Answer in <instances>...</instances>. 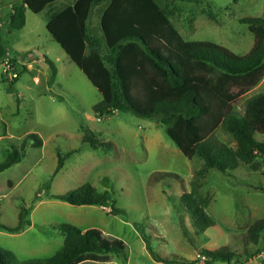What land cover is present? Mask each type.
Here are the masks:
<instances>
[{
  "label": "rangeland",
  "instance_id": "1",
  "mask_svg": "<svg viewBox=\"0 0 264 264\" xmlns=\"http://www.w3.org/2000/svg\"><path fill=\"white\" fill-rule=\"evenodd\" d=\"M190 1L158 0L161 7L178 16L174 22L179 28L188 9L204 10L206 16H200L195 35L186 40L212 42L238 56L250 53L255 38L240 19L264 18V0H200L197 6ZM21 2L0 0L2 44L7 50L4 58H11L20 72L12 87L0 69V164L29 134H38L44 143L30 148L21 163L0 173V223L17 227L23 208L30 210L32 222L20 234L0 230V247L12 251L20 261L48 258L65 241L55 227L70 223L82 230L96 228L109 238L124 241L125 254L114 256L110 264H158L143 236L149 237L153 251L165 259L177 256L179 261L204 264L201 249L226 246L241 258L230 264H264V233L258 243L248 240L251 226L264 220V157L256 158L253 167L241 165L228 174L208 171L203 159L186 158L157 120L130 113L95 114L101 94L75 64H63L67 61L65 52L46 28L51 11L63 10L72 0H60L40 14L28 11L25 28L12 30V9ZM109 2L96 5L89 21L90 26L96 24L99 15L101 32ZM99 39L103 40V33ZM33 54H37L35 59L24 60ZM44 56L61 70L53 85ZM23 63H31L33 69L25 71ZM261 93L264 79L235 102L234 110L244 114L248 100ZM84 136L111 142L113 147L109 153L93 150L83 143ZM210 141L237 148L223 127ZM59 153L66 158L54 176ZM202 170L205 172L199 175ZM86 184L99 193L110 191L115 206L124 214L111 216V207H75L51 198ZM193 184L200 186L199 192L208 202L206 212L215 222L204 232L195 228L181 204L183 194L190 193ZM246 255L253 256L248 259Z\"/></svg>",
  "mask_w": 264,
  "mask_h": 264
},
{
  "label": "trees",
  "instance_id": "2",
  "mask_svg": "<svg viewBox=\"0 0 264 264\" xmlns=\"http://www.w3.org/2000/svg\"><path fill=\"white\" fill-rule=\"evenodd\" d=\"M59 1L22 0L12 9L10 28L24 29L28 11L40 14ZM104 1L78 0L63 10L51 11L46 26L50 37L101 94L95 114L103 117L130 113L157 120L183 155L189 160L203 159L208 171L228 174L241 165L253 167L256 158L264 157V93L248 100L244 114L234 110L235 102L264 79V18L240 19L241 24L249 26L255 43L247 56H238L212 42L185 41L170 21L168 10L156 0H110L101 19L100 40L89 29V21L93 8ZM2 41L0 28V58L7 55ZM44 60L53 85L58 70L51 60ZM17 82H12V87ZM220 127L233 136L236 149L210 141ZM43 143L38 134H29L19 149L8 153L0 164V173L21 163L30 148H40ZM83 143L105 153L113 147L111 142L89 136L83 137ZM65 158L58 154L54 176L62 170ZM199 189L198 184H193L192 191L183 194L181 204L195 228L204 232L215 222L206 212L208 202ZM51 198L75 207H111V216L124 214L115 206L110 191L99 193L90 184ZM29 216L30 210L23 208L17 227L0 223V230L20 234L32 226ZM55 229L65 241L54 255L20 261L12 251L0 247V264H110L114 256L125 254L124 241L109 238L99 229L83 231L70 223H61ZM263 233L264 220L257 221L249 229V242L258 243ZM143 238L158 264H199V260L179 261L177 256L173 260L162 258L153 251L149 237ZM199 256L204 264L241 260L226 246L201 249ZM252 256L246 255L248 259Z\"/></svg>",
  "mask_w": 264,
  "mask_h": 264
},
{
  "label": "crops",
  "instance_id": "3",
  "mask_svg": "<svg viewBox=\"0 0 264 264\" xmlns=\"http://www.w3.org/2000/svg\"><path fill=\"white\" fill-rule=\"evenodd\" d=\"M78 0H72V5L75 3V2H77ZM157 1V3L159 4V2H158V0H156ZM201 1L200 0H193V1H190L189 3L191 4V5H194V6H197L198 4L197 3H200ZM201 4V3H200ZM160 5V4H159ZM164 8H166V7H164ZM201 8V7H200ZM168 11V13H169V18H170V21L172 22V24L174 25V27L176 28V30L179 32V34L182 36V38L185 40V41H187V42H193V41H191V40H186V38L188 39V38H192L194 35H195V33H196V30H197V28H196V23L198 22L199 23V18H200V16L202 15V16H206L205 15V13H204V10L202 9H200L198 12L195 10V9H188L187 10V13H186V17H184V21H183V24H182V26H181V28H179L178 27V25H176L175 24V22H174V20H175V18L176 17H178V16H175V13L172 11V9H167ZM92 28H94V29H92ZM89 29L90 30H93V32H94V34H96V36L99 38V37H102V32H101V28H100V16L98 15V17H97V20H96V24H94V25H92V26H90V22H89ZM197 42V41H196ZM63 54V56H64V58H67V59H65V60H67V61H64L63 62V64L65 65V63L66 62H72L71 60H70V58L66 55V53H62ZM61 54V55H62ZM33 56L35 57V56H37V54H33ZM29 57V56H27V58H25L24 60H29V58L31 59V60H33V59H35L34 57ZM46 56H44V58H45ZM1 59V61L3 60V58H0ZM59 59L60 58H58V61H59ZM50 60V59H49ZM1 61H0V63H1ZM47 65V64H46ZM24 66H26V68H25V71H31L32 69H33V65L31 64V63H23V67ZM56 66V68H57V70H58V74H57V77L60 75V72H61V70H60V68H59V66L58 65H55ZM57 77H56V79H57ZM87 230V229H86ZM83 231H85V230H83Z\"/></svg>",
  "mask_w": 264,
  "mask_h": 264
},
{
  "label": "built area",
  "instance_id": "4",
  "mask_svg": "<svg viewBox=\"0 0 264 264\" xmlns=\"http://www.w3.org/2000/svg\"><path fill=\"white\" fill-rule=\"evenodd\" d=\"M0 69L3 75L7 77L10 83L20 78V72H18L17 70L16 63L9 57L3 58V60L0 63Z\"/></svg>",
  "mask_w": 264,
  "mask_h": 264
}]
</instances>
